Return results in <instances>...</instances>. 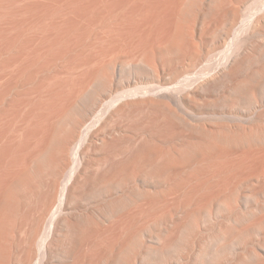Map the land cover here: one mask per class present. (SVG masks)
I'll return each mask as SVG.
<instances>
[{"label":"bare ground","instance_id":"6f19581e","mask_svg":"<svg viewBox=\"0 0 264 264\" xmlns=\"http://www.w3.org/2000/svg\"><path fill=\"white\" fill-rule=\"evenodd\" d=\"M0 264H264V0H0Z\"/></svg>","mask_w":264,"mask_h":264}]
</instances>
